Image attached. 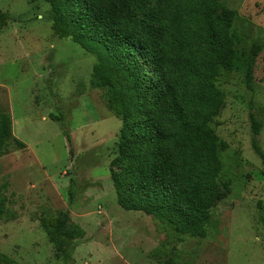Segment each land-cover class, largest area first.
Listing matches in <instances>:
<instances>
[{"label": "rangeland", "instance_id": "obj_1", "mask_svg": "<svg viewBox=\"0 0 264 264\" xmlns=\"http://www.w3.org/2000/svg\"><path fill=\"white\" fill-rule=\"evenodd\" d=\"M220 4L234 12L237 62L217 77L223 105L210 123L226 145L218 151L220 199L205 235L194 236L118 204L111 174L123 163L122 121L106 88L91 83L96 57L54 33L47 0H0L10 17L0 29V114L11 127L0 154V264H264V165L249 115L262 122L256 139L264 152V0ZM65 214L63 230H80L63 241L67 259L40 225Z\"/></svg>", "mask_w": 264, "mask_h": 264}, {"label": "trees", "instance_id": "obj_2", "mask_svg": "<svg viewBox=\"0 0 264 264\" xmlns=\"http://www.w3.org/2000/svg\"><path fill=\"white\" fill-rule=\"evenodd\" d=\"M47 1L54 33L96 57L91 83L106 88L108 107L122 121L123 163L111 174L118 204L204 236L209 210L220 199L218 151L226 145L210 123L223 105L217 77L236 67L234 12L220 9V0ZM9 19L0 11V29ZM260 48L253 45L247 55V87ZM249 115L251 145L264 165L256 139L262 122ZM63 135L69 143L67 130ZM10 136V120L0 114V154ZM68 219H40L63 259L69 257L64 239L80 234L63 230ZM261 224L264 234V209Z\"/></svg>", "mask_w": 264, "mask_h": 264}]
</instances>
